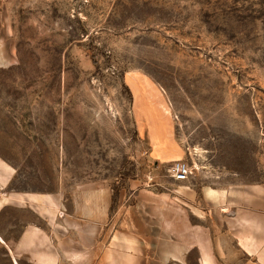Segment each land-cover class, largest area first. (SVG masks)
<instances>
[{"label":"rangeland","instance_id":"374dc122","mask_svg":"<svg viewBox=\"0 0 264 264\" xmlns=\"http://www.w3.org/2000/svg\"><path fill=\"white\" fill-rule=\"evenodd\" d=\"M176 158L264 183V0H0L3 193L109 188L115 212Z\"/></svg>","mask_w":264,"mask_h":264},{"label":"crops","instance_id":"0c3cea01","mask_svg":"<svg viewBox=\"0 0 264 264\" xmlns=\"http://www.w3.org/2000/svg\"><path fill=\"white\" fill-rule=\"evenodd\" d=\"M12 175L0 161V264H264V183L174 180L114 212L109 188L3 193Z\"/></svg>","mask_w":264,"mask_h":264},{"label":"built area","instance_id":"2783aa9c","mask_svg":"<svg viewBox=\"0 0 264 264\" xmlns=\"http://www.w3.org/2000/svg\"><path fill=\"white\" fill-rule=\"evenodd\" d=\"M175 181H187L194 174L193 168L185 161L179 160L173 163L170 171Z\"/></svg>","mask_w":264,"mask_h":264}]
</instances>
